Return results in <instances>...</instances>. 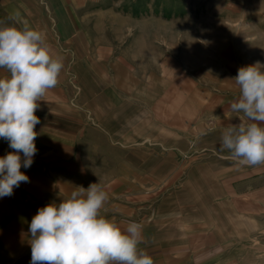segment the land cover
Returning a JSON list of instances; mask_svg holds the SVG:
<instances>
[{
  "label": "crops",
  "instance_id": "1",
  "mask_svg": "<svg viewBox=\"0 0 264 264\" xmlns=\"http://www.w3.org/2000/svg\"><path fill=\"white\" fill-rule=\"evenodd\" d=\"M208 1V5L222 3L219 15L225 21L234 20L221 24V31L230 33V38L225 40L230 45L232 33L259 28L261 38L257 35L254 41L242 42L246 47L259 48V62L264 64V0ZM103 3L104 0H0V24L21 27L26 21L41 33L53 31L64 39L72 32L118 30V24L104 23ZM93 8L96 9L91 12ZM208 10L209 16L215 15L213 8L208 7ZM92 14L98 17L93 23L82 17ZM246 17L254 20L248 21L251 27L247 29L242 26ZM63 41L75 47L94 45L92 42L84 44L85 40ZM63 41L59 43L65 46ZM196 44V47L203 46ZM214 45L215 41L212 47ZM96 54L98 56L92 60L87 56H72V53L54 55L62 58L63 65L67 58L68 65L82 72L83 78L79 80L82 103L55 102L70 93L71 88L66 84L50 89L38 102L35 112L40 118L35 126L38 128L37 153L29 168L21 167L30 182H22L14 188L12 196L0 198L1 248H5L1 249V254L29 257L23 264H30L29 225L38 209L51 202L60 203L75 186L88 188L97 182L109 196L101 210L103 216L121 229L130 221L142 224L140 249L169 239L191 237L194 241L212 231L223 234L224 239L226 235L231 238L233 233L241 236L249 228V217L259 231V167L230 162L226 169L216 170L207 152L216 147L223 152L218 147L223 128L240 123L230 109L231 102L240 93L229 91L231 93L224 94L217 104L216 95L221 90L201 88L199 81L204 77H200L198 71L190 75L181 69L161 76V80H166L161 82L163 86L174 79L170 88L153 90L146 82L151 77L138 76L137 79V67L129 59L113 58L112 63L119 62L121 67L111 64L113 77L109 78L105 63L108 55L99 51ZM120 69L124 75L114 77ZM92 71L96 72V77L91 75ZM6 75L7 71L0 69V77ZM73 110L78 111L79 119L71 120ZM0 152V157L4 156L1 149ZM226 154H229L226 159L230 160L229 150ZM21 156L23 158L22 153ZM179 160L183 162L179 164ZM168 171H177V175L189 178L185 179V184L172 185ZM105 174L112 177L106 185ZM157 175L159 183H153ZM136 176L138 183H131ZM141 176L147 179L144 184ZM122 184L130 192L123 199L125 204L120 203V196L115 194ZM139 185L144 190L136 192L135 186ZM153 196L156 199L154 216L149 211ZM148 207L137 219V209ZM216 221L222 228L217 227ZM170 225L176 226L179 235L169 236Z\"/></svg>",
  "mask_w": 264,
  "mask_h": 264
},
{
  "label": "rangeland",
  "instance_id": "2",
  "mask_svg": "<svg viewBox=\"0 0 264 264\" xmlns=\"http://www.w3.org/2000/svg\"><path fill=\"white\" fill-rule=\"evenodd\" d=\"M208 4V0H104L102 6L104 23L113 22L115 25L118 24V27L116 26V28H119L118 30L72 32L69 33L70 35L66 39L53 31L42 34L53 56L57 53L68 55L72 53V56L74 54L75 56H87L92 60L98 56L97 51L108 55L105 63H107L106 67L109 71L107 76L109 78L113 77L111 64L118 68L121 67V64H118L119 62L112 63L113 58L129 59L137 67L136 73L139 74L136 76L137 79L140 76L141 78L151 77V80L146 82L147 85L152 86L153 90L170 88L171 83L175 82L174 79H169L166 87L161 84L166 80L160 78L163 75L174 73L175 69H181L190 75L198 71L200 77L202 76L205 79L199 81L201 88L211 87L221 90V93L217 92L218 95H216V103L218 104L224 98V94L235 93L236 91L240 93L239 86L233 80L238 73V69L259 61V48L246 47L242 41H254L257 35H260L259 38H261L262 33H259V28L254 27L250 28L249 32L232 33L234 37L230 45L225 41L230 38V33L221 31V24L234 22V20L225 21V18L219 15L223 7L222 3ZM208 7L213 8L211 11L215 15H208ZM238 7L235 6L237 11L240 10ZM96 8L91 9V12ZM107 14L110 15L108 18L105 17ZM111 15L113 16L111 17ZM82 17L86 18L87 20H85L88 23H93L98 18L93 14ZM247 19L248 17L242 25L246 29L247 26H250L248 21L254 22L253 19ZM235 27L239 26L235 25ZM63 40L72 42L85 40L84 44L92 42L94 45L89 48L75 47L73 44H66L69 42ZM62 41L66 44L65 46L60 45L59 42ZM213 41H215L214 47H212ZM149 42L150 44H145ZM197 42L203 46L196 47ZM54 43L56 44L54 45ZM96 44L99 45L97 48ZM65 62L63 72L60 73L56 86L66 84L71 89L66 97H60V100L55 102L60 104L72 103V105L82 103V89L79 85V80L83 78L80 75L82 72L75 70L74 65H68L67 58H65ZM76 65L80 66V64ZM77 66L75 67L77 68ZM119 72V74H114V77L124 75L123 70L120 69ZM91 75L96 77V72L92 71ZM207 76H210L209 81ZM143 82L141 86H143ZM184 87L186 86L184 85ZM224 89L228 91H224ZM71 114V120L73 118L79 119L78 111L73 110ZM34 131H38V128L35 127ZM218 147L220 148V145ZM0 149L4 155L12 151L8 146V142L3 139H0ZM214 150L210 149L207 152L210 160H213L216 170L226 169L230 162L240 164L232 158L230 160L226 159V156L229 155L226 154L227 149H224L226 153L224 150L223 152L218 151L217 147ZM181 162L183 160H179V164ZM256 166L259 167V231L257 229L258 225L255 226L249 217V228L241 236L233 233L231 238L226 235L224 239L223 234L212 231L200 235L194 241L191 237L169 239L152 244L142 250L152 257L154 264H264V164ZM176 172L168 171L167 176L172 178V185L185 184V179L187 180L189 177L187 178V176L181 174L177 175ZM157 176L154 177L153 183H159L160 176ZM104 177L105 185L111 182L112 177L106 174ZM136 178L131 183L137 184L138 177L136 176ZM145 180L147 179L141 176L140 181L143 184ZM135 188L136 192L144 190L140 185L135 186ZM128 193L130 192L126 191V185L124 184L119 186V191L115 190V194L120 196L119 202L122 204H125L123 199L127 198ZM153 197L152 209L151 207L150 210L149 207L146 210L137 209V219L142 216L143 211L147 210L151 211L154 216V202L156 199L155 196ZM114 199L118 198L114 196ZM157 222L154 221L155 224ZM216 222L217 227L222 228L219 221ZM168 227L170 228L168 230L169 236L179 235L176 226L170 225ZM233 227H235V224H233ZM183 232V234H186V230H183ZM221 236H223V239H220ZM1 249L5 248H1L0 234V264H23L29 259V257L3 255Z\"/></svg>",
  "mask_w": 264,
  "mask_h": 264
},
{
  "label": "clouds",
  "instance_id": "3",
  "mask_svg": "<svg viewBox=\"0 0 264 264\" xmlns=\"http://www.w3.org/2000/svg\"><path fill=\"white\" fill-rule=\"evenodd\" d=\"M0 69L8 73L0 77V139L13 150L0 157L4 198L30 182L21 167L29 168L37 153L34 129L40 118L35 112L58 84L63 60L52 55L44 35L26 21L21 27L0 24ZM233 80L240 95L230 109L240 123L223 128L220 148L241 165L264 164V64L240 67ZM108 199L97 182L88 188L75 186L60 203L39 208L29 225L30 264H154L138 247L142 224L130 221L121 229L101 214Z\"/></svg>",
  "mask_w": 264,
  "mask_h": 264
},
{
  "label": "bare ground",
  "instance_id": "4",
  "mask_svg": "<svg viewBox=\"0 0 264 264\" xmlns=\"http://www.w3.org/2000/svg\"><path fill=\"white\" fill-rule=\"evenodd\" d=\"M242 6V5H241Z\"/></svg>",
  "mask_w": 264,
  "mask_h": 264
}]
</instances>
